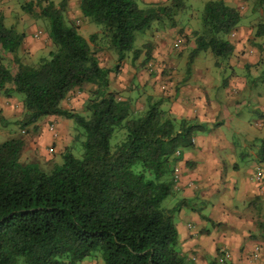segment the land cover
Masks as SVG:
<instances>
[{
    "label": "trees",
    "instance_id": "obj_1",
    "mask_svg": "<svg viewBox=\"0 0 264 264\" xmlns=\"http://www.w3.org/2000/svg\"><path fill=\"white\" fill-rule=\"evenodd\" d=\"M176 1L140 8L135 0H78L80 14L99 26L115 52L112 68L99 65L87 39L65 20L66 0L40 6L52 48L34 65L17 57L24 33L6 26L0 12V91L21 96L20 126L34 128L42 116H61L72 119L82 135L81 156L65 149L49 172L19 161L20 138L0 141V264H16L18 258L23 264H79L95 255L102 264H194L180 251L173 221L185 201L168 208L161 202L173 193L181 151L193 146L194 133L206 125L173 117L161 98L147 97L143 113L133 114L130 100L108 88V73L118 70L126 52L131 59L140 52L133 48L135 32L154 21L175 25ZM199 18L189 60L208 50L216 65L232 52L225 35L239 13L223 0H208ZM4 53L13 54L14 73L2 63ZM261 60L264 65V56ZM85 84L90 87L84 112L63 107V100ZM116 132L121 137L111 143ZM218 256L219 249L208 264H233Z\"/></svg>",
    "mask_w": 264,
    "mask_h": 264
},
{
    "label": "crops",
    "instance_id": "obj_2",
    "mask_svg": "<svg viewBox=\"0 0 264 264\" xmlns=\"http://www.w3.org/2000/svg\"><path fill=\"white\" fill-rule=\"evenodd\" d=\"M223 1L226 5L237 9L240 16L233 31L225 35L233 47L232 52L222 59L224 63H218L220 59H217L215 65L213 55L208 50L204 51L210 54L208 55L211 57H209V63L203 65L204 71L196 65L193 69L191 68L192 70L182 83H173V101L168 111L175 118L194 119L206 125L204 130L194 133L193 146L181 151V158L174 167L177 181L170 195L173 205L180 200L185 201L174 213L173 221L178 234L180 251L190 257L194 264H208V255L214 256L217 249L222 247L228 250L231 263L244 264L243 260L240 261V258L244 256H241L239 249L223 241L230 230L218 237L216 245L210 246V239L215 233V228H211V225L215 224L212 217L217 215L221 220L225 215L224 220L228 224L232 223L234 218H228L235 216L233 215L235 213H230L235 207V203L232 202L245 203L264 199V149L260 152V149L255 151L248 148L243 152L240 143L237 142L239 139L242 140L246 150V143L254 141L255 138L258 139L259 136L264 138V65L261 62L264 56V0ZM6 3V7L0 6L3 17L11 12L12 7L15 9V3L12 1ZM77 11L80 14L78 8ZM102 51V49L95 51L99 65L111 68L107 62H101L99 54ZM197 54L198 52L195 56ZM106 58L112 63L114 55L106 54ZM128 64L121 60L118 66L119 71L108 73V88L117 91L120 99H129L128 85L131 82L129 78H124V72L131 65ZM191 64L193 66L194 62ZM149 84L152 85V80ZM160 84L161 89L167 88H164L163 83ZM86 85L90 87L89 84ZM11 95L0 94L1 141L13 137L20 138L23 141L20 150L21 158L25 160L41 158L42 154L47 155L44 151L37 157L33 151L39 149L41 152L48 148V145L42 144L46 140L59 142L61 130L53 127L54 135L48 131L50 135L47 134L34 147L27 132L28 129L20 128L16 131L13 126L17 119L15 112L22 106L13 108L16 105H9ZM80 102L82 103L83 100ZM246 103L249 109L252 104V108L258 110L255 112L258 114L257 120H251L252 125L258 127V133L251 131L252 127L247 130L251 122L240 109ZM75 104L72 103L70 108L77 111ZM47 117L54 118L56 121L54 116ZM35 124L37 125L38 121ZM257 168L261 172L260 182L253 180ZM212 199L216 202H211ZM226 228L225 226L223 229ZM79 264L89 263L82 260ZM98 264H102L100 260Z\"/></svg>",
    "mask_w": 264,
    "mask_h": 264
},
{
    "label": "rangeland",
    "instance_id": "obj_3",
    "mask_svg": "<svg viewBox=\"0 0 264 264\" xmlns=\"http://www.w3.org/2000/svg\"><path fill=\"white\" fill-rule=\"evenodd\" d=\"M9 1L15 3V9L12 7L11 12L8 13L9 15L7 13L5 14L3 22L6 26H14L18 32L24 33L23 42L16 52V55L22 63L34 65L39 57L46 56L48 51L52 48L47 37V19L40 14V6L46 4L47 1H51L57 6L60 0H41L42 2L40 4L36 3V0H0V6L6 7V2ZM172 1L173 0H135L140 8L147 6L148 3L169 5ZM206 1L208 0H178L176 1L178 7L174 9L175 15H171V19L175 24L174 26H170L169 22L166 20L154 21L149 28L134 33L133 48H140V52L136 58L131 59V51H128L122 59L124 62H127V65H129L128 63L131 64L124 72V78H129L131 82L128 87H130V110L133 114L140 115L143 113L146 107L147 97L152 99L161 98V107L169 111L170 104L173 101V83H182L190 70L196 67V65L204 71L203 65L209 63L211 57L208 55L210 54L199 51L197 56H195L196 54L194 55L195 58H192L193 60H189V55L194 46V35L192 31L199 32L201 30L199 16ZM27 3H31L29 11L25 8ZM77 8L78 0H66L63 11L65 20L72 22L77 27V31L87 39L90 49L94 53L97 49L103 50L99 54L101 62H107L108 66L111 68L117 65L116 54L111 48L107 47L108 42L102 35L99 26L90 22L87 17L80 15ZM240 8L239 6V9ZM170 29H172V31ZM109 53L114 55L112 63L106 58V54L108 55ZM192 61L194 62L193 66L191 64L193 63ZM2 63L11 73H14L16 64L13 60V54L4 53ZM218 63L222 64L224 60L221 59ZM154 78L155 80H153ZM151 80L154 86L148 85ZM160 83H163L164 88H167L164 90L161 89ZM88 90L89 88L85 84L84 88L79 92H71L63 100L62 106L73 109L70 108V105L76 103L75 107L77 111L84 112L83 105L88 96ZM161 90H163L164 94H162L163 92ZM0 94L4 96L2 92H0ZM80 100H83V102L81 103ZM8 104L16 105L13 108L21 105V96L12 94ZM248 106V103H246L240 108L243 115H246V118L248 117L249 122H251L247 130L252 127L251 131L258 133V127H256V125L253 126V122L251 121L257 120L258 114L255 112L258 110H254L252 104H250L251 109H249ZM15 113L17 119L13 125L14 128L16 131L20 128L23 130L28 129L27 132L32 139L34 147L39 140H43L47 134L50 135L47 129L50 123L54 125V129L61 130L59 142L54 143L50 140L42 142L44 146L48 145L49 147L51 145L52 152L50 154L46 152L47 148L41 150V152L39 149H35V151H33L35 156H41L40 153L44 151L47 155L44 156L42 154L41 158L25 160L21 158L22 155L21 152H19V161L21 163L32 162L37 164L41 170L49 172L53 164L61 162L60 156L65 149L75 157L79 158L81 156L82 148L80 141L82 140V135H80L79 132L81 130L74 125L72 119H64L61 116H56L55 121L54 118L48 119L47 116H42L38 119V124H34V128H32L33 125H28L25 128L20 126V120L23 115L22 108L18 109ZM42 133L44 134L42 135ZM115 135L114 139L111 138V143L121 137L120 132H116ZM1 140L0 137V141ZM237 142L240 143L243 152L247 151L248 148L255 149V151L260 149V152L264 149V138L261 136H259L258 139L255 138L254 141H247L246 150L244 149L242 140L239 139ZM37 151L38 154H35ZM55 158L56 160L54 161ZM215 196L216 195H214V197ZM212 201L216 202L214 199H212L211 202ZM232 203H235V207L232 208L233 212L230 213H235L233 214L235 216H227L230 219L234 218L232 223L229 222L228 224L224 220L226 217L225 215H223L221 220H219V216L213 215L212 218L215 224L211 225V228H215V233H213V238L210 239V246L212 244L216 245L218 237L230 230L227 238L223 241H227L230 243L229 245H234V248L239 249V253H242L241 256L245 257L242 259L240 258V261L243 260L244 264H264V199L245 203ZM172 206V196L170 195L161 202V207L168 208ZM225 226L227 230L223 229ZM255 245L258 246L260 254L258 252V257L252 258L251 250ZM213 259H215V255H208V262ZM99 260L97 255L83 259L85 263L88 262L89 264H98ZM16 264H23L22 258H18Z\"/></svg>",
    "mask_w": 264,
    "mask_h": 264
},
{
    "label": "built area",
    "instance_id": "obj_4",
    "mask_svg": "<svg viewBox=\"0 0 264 264\" xmlns=\"http://www.w3.org/2000/svg\"><path fill=\"white\" fill-rule=\"evenodd\" d=\"M47 129L52 132V135H54V133H53V124L52 123H50L48 125ZM46 152L48 154H50L52 152V148L51 147H48L46 149ZM178 153L179 152L177 150L174 152L175 155H178ZM35 154H38V151L35 152ZM174 171H175V168H174ZM253 180L255 182H260L262 180L261 179V172H260L259 168H257V171L254 173ZM176 181H177V177L173 173V185L175 184ZM258 252H259V248H258V246L255 245L253 247V249L251 250V257L252 258H256L257 255H258ZM227 258H229V252H228V250L226 248H224V247L220 248L219 249V256L217 257V260L220 261V262H222L224 259H227Z\"/></svg>",
    "mask_w": 264,
    "mask_h": 264
}]
</instances>
